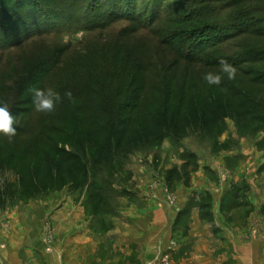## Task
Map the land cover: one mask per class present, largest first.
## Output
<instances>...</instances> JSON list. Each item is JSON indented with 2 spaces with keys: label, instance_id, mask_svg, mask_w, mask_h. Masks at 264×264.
<instances>
[{
  "label": "rangeland",
  "instance_id": "obj_1",
  "mask_svg": "<svg viewBox=\"0 0 264 264\" xmlns=\"http://www.w3.org/2000/svg\"><path fill=\"white\" fill-rule=\"evenodd\" d=\"M85 1L0 0V101L9 104L16 126L30 118V128H35L30 138L0 136V264H126L132 258L114 247L112 219L142 196L150 197L159 176H165L167 185L186 181L187 169L174 164L193 166L195 154L211 160V145L223 135L226 121L238 119L246 130L260 123L264 130V38L255 33V28L264 27V3L247 1L221 17L207 18V11L219 10L231 0H172L162 3L163 22L150 27L143 22L142 27L123 19L105 21L99 8L86 21ZM240 11H247L246 24L224 41L216 42L212 32L211 39L199 35L207 31L206 25ZM59 58L68 62L64 73L49 81L50 88L62 97L71 91L76 101L90 92L73 73L75 63L83 62L86 69L98 73L104 85L95 86L96 91L106 100L130 86L128 75H109L115 68L120 71L126 62L137 59L149 68L136 76L133 89L142 86L146 108L154 118L138 120L144 134L130 136L128 142L137 147L125 159L95 166L91 151L85 158L82 151L74 171L71 162L58 158L48 166L29 153L40 133L37 127L78 107L64 99L52 113L34 110L29 88L44 89L47 71ZM221 58L237 68L236 78L225 77L220 86H210L203 76L218 72L215 62ZM171 121L174 125L165 129ZM154 125L162 134L170 131L156 145ZM70 128L73 132L72 124ZM87 143L84 139L82 146ZM75 147L65 146L71 152ZM77 219H85L79 229ZM82 225H86L85 242L78 239ZM169 260L162 259L164 264Z\"/></svg>",
  "mask_w": 264,
  "mask_h": 264
},
{
  "label": "crops",
  "instance_id": "obj_2",
  "mask_svg": "<svg viewBox=\"0 0 264 264\" xmlns=\"http://www.w3.org/2000/svg\"><path fill=\"white\" fill-rule=\"evenodd\" d=\"M224 125L211 160L193 153L195 165L174 164L187 169L186 181L159 176L150 197L112 219L114 247L132 258L126 264H164L166 256L170 264H264V130L238 119ZM86 232L82 225L78 239Z\"/></svg>",
  "mask_w": 264,
  "mask_h": 264
},
{
  "label": "trees",
  "instance_id": "obj_3",
  "mask_svg": "<svg viewBox=\"0 0 264 264\" xmlns=\"http://www.w3.org/2000/svg\"><path fill=\"white\" fill-rule=\"evenodd\" d=\"M169 1L172 0H88L87 2L85 1L88 6L84 5L87 12V16L85 15L84 18L86 21H91V15H93L99 8L100 12H102L101 18L105 21L111 20L114 22L123 19L137 22L138 26L143 25L150 27L156 23L163 22L164 17L161 16V9L163 7L162 3ZM247 1H253L258 4L264 3V0H231L226 6H223L219 10L212 9L213 12L211 10L207 12L205 11L206 17H221L224 12H227L234 5H239ZM92 2L96 3L93 4ZM213 13L215 14L212 15ZM245 16H247V11L230 13L224 21L206 25L207 31L200 33L199 35L204 39L206 37L211 39L210 34L212 32L215 34L214 39L217 40L215 41L222 42L224 41L223 38L226 36L228 38L231 31L246 24L244 21ZM43 26L44 25H42L41 28H44ZM90 28L88 31L93 30ZM255 29V33L259 37L264 38V27H257ZM30 30L33 32L32 28ZM45 30L47 29H44V31ZM26 32L30 33L29 30H26ZM11 39H13V37ZM218 61L219 60H216V65H218ZM67 62L68 60L59 58L57 62L54 63L53 68H50L47 71L48 75L49 73L53 75L49 78L47 75V83L45 84L46 88L51 87L49 81L55 79L54 77L58 74L64 73V67ZM126 63L128 64L122 66L120 71H117L115 68L114 73L109 74L110 76L116 75V77L118 74L128 75L127 81H129L130 85L111 96L113 100L112 103H110L112 101L111 99H104L103 96L96 91L95 86L99 87L102 83L98 73L86 69L83 62L78 66L75 63L73 73L76 75V78L80 79V82L84 84V87L90 92V94L87 96H81V100L77 101V109L69 111L66 117H59L58 119L49 117L42 126L37 127L38 129L35 131H39L40 133H38V139L32 143L30 142L31 146L29 147V153L38 156L41 159L42 164L48 166L52 164L55 165L58 158L64 162H71L70 167L74 171H76L82 161L80 158L81 155H83L84 158L87 157L88 151H91L88 153L91 158L93 155L95 156L93 160L95 166L108 163H111L112 165L114 161L118 160V158L122 160L125 159L127 154L137 147V144H132L131 141L128 142L130 136L137 134L139 137H142L144 134L142 133L141 126H138L137 124L138 120L143 117L148 119L154 118V112H151L146 108L143 99L144 95L142 86L133 89L134 85L137 84L136 76L138 74H145L149 68L141 66L143 62L140 59L133 61L135 64L130 62ZM132 64L134 66H132ZM102 71L104 70H100V74ZM102 85L104 84L102 83ZM45 87L44 89H46ZM129 89L134 90L136 93L131 95V92L128 93ZM138 91L140 94L137 93ZM126 98H128L130 102H125L124 100ZM60 104L63 105L62 102L57 105ZM29 119L30 118H24L20 125H14L17 131V134L14 137L17 138L21 136L23 138H30L29 136L35 128H30ZM70 124L74 126L73 132L71 131ZM169 124L168 128L165 129L170 130L174 125L173 121ZM259 124H257V126ZM154 129H157L154 134L155 145L158 144V140H160L162 136L167 137L170 134V131H168V133L166 131L165 134L158 132L159 128L156 125H154L153 130ZM0 136H3V134L0 133ZM84 139H88V147L85 145L82 146ZM70 144L76 146L75 152H71L65 148V146H69ZM95 148L98 149L94 150ZM78 152L79 154L82 152V154L79 156ZM88 163L89 161L87 160L83 166L86 173Z\"/></svg>",
  "mask_w": 264,
  "mask_h": 264
},
{
  "label": "clouds",
  "instance_id": "obj_4",
  "mask_svg": "<svg viewBox=\"0 0 264 264\" xmlns=\"http://www.w3.org/2000/svg\"><path fill=\"white\" fill-rule=\"evenodd\" d=\"M219 71H209L204 74V81L210 86H220L225 77L231 81L236 78L237 68L227 59L221 58L218 61ZM29 92L32 94V104L36 112L48 114L55 111L57 104L67 99L71 104H76L77 101L71 91H66L63 95L52 88L31 87ZM16 117L13 116L9 104L6 101H0V133L7 136L9 140L17 134Z\"/></svg>",
  "mask_w": 264,
  "mask_h": 264
}]
</instances>
